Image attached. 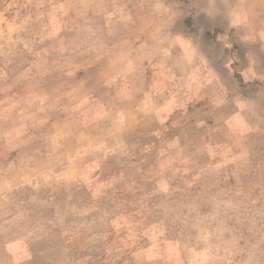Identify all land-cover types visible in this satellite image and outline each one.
Masks as SVG:
<instances>
[{"label": "rangeland", "instance_id": "obj_1", "mask_svg": "<svg viewBox=\"0 0 264 264\" xmlns=\"http://www.w3.org/2000/svg\"><path fill=\"white\" fill-rule=\"evenodd\" d=\"M0 264H264V0H0Z\"/></svg>", "mask_w": 264, "mask_h": 264}]
</instances>
